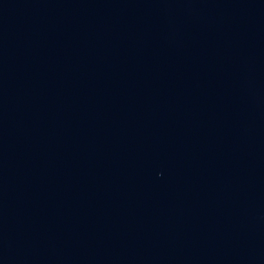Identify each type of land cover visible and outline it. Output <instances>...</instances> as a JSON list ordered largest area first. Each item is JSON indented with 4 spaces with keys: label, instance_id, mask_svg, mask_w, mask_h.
<instances>
[{
    "label": "water",
    "instance_id": "obj_1",
    "mask_svg": "<svg viewBox=\"0 0 264 264\" xmlns=\"http://www.w3.org/2000/svg\"><path fill=\"white\" fill-rule=\"evenodd\" d=\"M0 264H264V0H0Z\"/></svg>",
    "mask_w": 264,
    "mask_h": 264
}]
</instances>
